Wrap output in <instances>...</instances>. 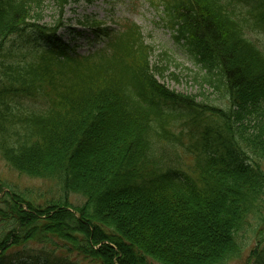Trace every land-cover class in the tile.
<instances>
[{"label": "trees", "instance_id": "trees-1", "mask_svg": "<svg viewBox=\"0 0 264 264\" xmlns=\"http://www.w3.org/2000/svg\"><path fill=\"white\" fill-rule=\"evenodd\" d=\"M54 1L60 10L72 2ZM147 2L193 58L194 81L219 91L226 107L159 82L170 59L163 52L166 63H152L132 21L118 30L91 21L102 46L86 54L36 38L27 51L7 49L12 35L43 28L32 20L44 0H0V155L62 191L39 205L0 181V264H40L10 249L56 241L91 263L225 264L263 219L264 49L223 0ZM181 117L194 127L187 144L174 125ZM166 144L185 146L194 177L160 166L172 155Z\"/></svg>", "mask_w": 264, "mask_h": 264}, {"label": "rangeland", "instance_id": "rangeland-1", "mask_svg": "<svg viewBox=\"0 0 264 264\" xmlns=\"http://www.w3.org/2000/svg\"><path fill=\"white\" fill-rule=\"evenodd\" d=\"M231 4V8L236 10L243 18L247 19L249 27L247 29L248 36L258 46L264 48V24L258 20L260 15L264 16V10L258 5L255 0H227ZM42 9H37L40 15L39 18H33L37 24L45 27V31L49 32L57 21L62 23L58 28L56 35L61 38L70 40L73 45H76L75 51L86 53L100 43H90L87 37L91 36L88 27H82L79 21L84 18H95L107 22L111 20L121 21L128 19L136 22L142 28V32L147 37V42L154 48L150 60L152 63L160 62V54L165 51L171 59L167 62L164 69V76H158V80L167 88L174 90L176 93H181L189 97H193L195 101L202 103H216L227 106L224 99L221 100L219 91H214L212 88L203 86L200 88L199 84L194 81V72H199L192 58L189 57L186 49L177 44L172 36V31L163 24L160 13L152 8L149 3L144 0H96L92 4L85 2H72L67 4L63 9H59L53 0H44ZM261 22V24L259 23ZM36 34H29L27 31L24 34H15L10 37L5 43L6 48H11L13 51H27L33 44L32 38H36L38 43L44 44L45 37L42 33L35 31ZM165 62V61H164ZM164 64V63H163ZM186 117H181L174 122L176 130L183 132L182 139L184 144H187L188 136L191 135L190 130L194 127L188 125L185 121ZM193 116L189 117L191 121ZM252 122V120H251ZM163 149L167 153H172L168 158L162 157L160 166L163 168H180L186 174L192 176V156L186 151L182 144H166ZM161 153L162 147L158 149ZM176 155V156H175ZM250 155V154H249ZM174 156V157H172ZM251 158L253 156H250ZM256 159V157H253ZM257 160V159H256ZM254 160V161H256ZM262 170H264V160H257ZM161 166V167H162ZM194 177V176H192ZM0 181L7 185L8 188L13 189L16 193L23 194L33 204H43L46 200L57 198L62 194L59 185L55 181L42 178H31L24 174H19L16 170L9 168L5 160L0 155ZM79 205L83 202V198L71 194L68 201ZM260 214V213H259ZM263 219H256L251 221V229L262 231L264 235V211ZM253 227V228H252ZM3 230L11 229L9 226L2 227ZM252 230L243 239L245 247L242 249L240 256L234 257L225 264H264V239L260 243L253 237ZM1 237V234H0ZM57 248L41 244L28 243L24 248H11L10 251L25 252L30 256L38 259L40 264H44V255L48 254V264H99L97 262L91 263L85 259H81L74 253H68L65 249H61L60 242H55ZM52 248V249H50ZM255 251V252H253ZM24 252V253H25ZM66 253V254H65ZM69 254V255H68ZM25 264H33L31 258H23ZM23 261V260H21ZM51 261V263L49 262ZM150 264H160L157 261H151Z\"/></svg>", "mask_w": 264, "mask_h": 264}, {"label": "bare ground", "instance_id": "bare-ground-1", "mask_svg": "<svg viewBox=\"0 0 264 264\" xmlns=\"http://www.w3.org/2000/svg\"><path fill=\"white\" fill-rule=\"evenodd\" d=\"M83 26L84 25H86V23H84V24H82ZM51 43H60V44H64V45H66V46H71V45H73L72 43H71V41L70 40H67V39H63V38H61V36L59 35H57L56 37H54V38H51L50 40H49V42H47V43H45L44 45H51ZM60 50H63V47L62 48H60ZM194 75V74H193ZM164 76V75H163ZM162 76V77H163ZM164 84V83H163ZM170 89V88H169ZM172 90V89H171ZM220 93V92H219ZM222 97V94H220V98ZM197 102V101H196ZM202 103V102H201Z\"/></svg>", "mask_w": 264, "mask_h": 264}]
</instances>
